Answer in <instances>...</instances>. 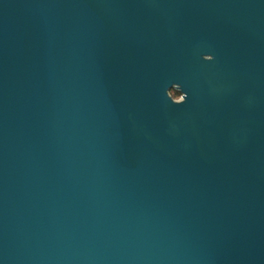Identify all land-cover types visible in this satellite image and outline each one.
I'll use <instances>...</instances> for the list:
<instances>
[{
    "label": "water",
    "instance_id": "95a60500",
    "mask_svg": "<svg viewBox=\"0 0 264 264\" xmlns=\"http://www.w3.org/2000/svg\"><path fill=\"white\" fill-rule=\"evenodd\" d=\"M0 264H264V0H0Z\"/></svg>",
    "mask_w": 264,
    "mask_h": 264
},
{
    "label": "trees",
    "instance_id": "16d2710c",
    "mask_svg": "<svg viewBox=\"0 0 264 264\" xmlns=\"http://www.w3.org/2000/svg\"><path fill=\"white\" fill-rule=\"evenodd\" d=\"M171 94L175 97V98H178L179 96H181V94L176 91V90H171Z\"/></svg>",
    "mask_w": 264,
    "mask_h": 264
},
{
    "label": "rangeland",
    "instance_id": "374dc122",
    "mask_svg": "<svg viewBox=\"0 0 264 264\" xmlns=\"http://www.w3.org/2000/svg\"><path fill=\"white\" fill-rule=\"evenodd\" d=\"M181 96H179L177 99H179Z\"/></svg>",
    "mask_w": 264,
    "mask_h": 264
}]
</instances>
